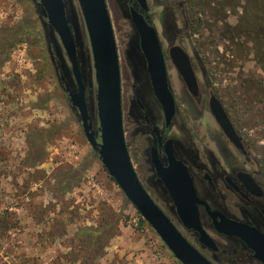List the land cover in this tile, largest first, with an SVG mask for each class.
Instances as JSON below:
<instances>
[{"label": "rangeland", "instance_id": "374dc122", "mask_svg": "<svg viewBox=\"0 0 264 264\" xmlns=\"http://www.w3.org/2000/svg\"><path fill=\"white\" fill-rule=\"evenodd\" d=\"M38 1L0 0V32L27 27L25 41L11 46L9 58L0 65V264H181L93 152L60 80L56 49L49 47L48 39L57 42L64 68L74 80L71 63L59 35L45 23ZM106 1L119 51L125 113L130 115L139 97L152 121L159 122L161 109L124 0ZM166 1L151 0L165 48L170 38L164 23L171 20ZM188 1V18L197 26L189 40L205 46L202 52L209 58L206 67L214 72L213 83L264 164V0ZM73 6L80 57L86 77L92 76L95 97L89 36L78 0ZM169 66L176 87L174 67ZM175 91L183 109L186 96L177 87ZM53 125L64 127L46 144L44 159L31 166L29 131ZM173 130L178 135L176 127ZM133 162L140 172L135 158ZM81 163L90 166L80 185L57 199L55 174ZM142 180L184 231L158 186L143 175ZM110 225L114 227L106 234L114 232L113 237L95 245L81 233L88 226ZM208 256L219 264L216 256Z\"/></svg>", "mask_w": 264, "mask_h": 264}, {"label": "water", "instance_id": "95a60500", "mask_svg": "<svg viewBox=\"0 0 264 264\" xmlns=\"http://www.w3.org/2000/svg\"><path fill=\"white\" fill-rule=\"evenodd\" d=\"M147 10L146 0H139ZM87 28L91 55L97 84L93 96V80L86 72L80 57V32L74 14L73 0H39L47 20L45 23L56 32L71 63V75L64 68L57 42L48 39L50 48L57 55L60 80L65 81V91L70 95L72 107L77 110L83 131L111 177L123 190L127 199L137 208L143 218L157 232L166 246L181 264H216L196 247L182 232L176 222L154 199L140 178L132 160L124 130L122 78L116 35L106 0H78ZM132 19L140 38L142 53L147 61L153 92L163 107L167 125L176 113V101L171 90L162 44L155 26L148 23L142 13L132 8ZM174 62L184 74L188 84L196 88L194 73L187 56L175 47L171 49ZM56 61V60H55ZM91 89V94L87 91ZM212 109L226 132L237 139L236 132L222 104L214 98ZM158 132V130L156 129ZM173 139L167 141L170 165L165 167L152 151L157 174L165 183L176 209L180 223L187 229L201 233L200 241L212 249L218 246L204 230L199 214L197 196L188 167L174 155ZM220 232L237 236L255 250L256 256L264 261V235L245 223L222 217L216 222Z\"/></svg>", "mask_w": 264, "mask_h": 264}, {"label": "flooded vegetation", "instance_id": "af4514ba", "mask_svg": "<svg viewBox=\"0 0 264 264\" xmlns=\"http://www.w3.org/2000/svg\"><path fill=\"white\" fill-rule=\"evenodd\" d=\"M146 1L147 10L143 9L139 0H124L125 8L134 28L132 8L142 13L148 23L157 29L170 87L176 101V113L171 123L167 125L165 112L156 96L154 97L161 109L159 122L152 121L145 104L139 97H135L137 106L129 116L125 113L123 105L125 135L132 160L135 158L138 162L140 168V172L136 168L138 174L141 179L143 175L155 183L167 204L175 210L176 205L165 183L158 176L152 157L155 148L161 163L168 167L170 158L167 153V141L173 139L174 155L188 167L197 196L201 200L198 207L202 226L215 240L218 248L215 250L202 243L199 231L187 229L182 225L184 235L207 257L208 254L216 256L219 264H264L246 241L220 232L216 227V222H221L222 217H225L254 227L264 235V164L255 156L246 133L235 121L233 113L224 105L212 80L214 72L206 67L209 58L205 52H202L205 46L198 40L195 42L189 40V33L195 31L194 35L197 34V26L191 25V20L188 18L191 15L189 1L168 0L167 4L164 3V8L171 10L169 16L171 20L164 23L165 32L170 38L166 48L163 46L161 32L156 24L158 15L152 12L151 0ZM175 47H179L190 62L196 81L195 89L190 87L184 74L174 62L171 49ZM139 48L142 52L140 38ZM55 60L57 64L56 55ZM145 62L149 77L146 59ZM169 63L174 67L177 85L175 86L181 90L183 96H186L182 103L183 109L174 82L171 80ZM61 82L66 85L65 81L61 80ZM66 93L70 101V95ZM88 94H91V89L87 91ZM214 98L224 107L237 139L229 136L215 115L212 109ZM175 127L179 136L174 134ZM176 217L180 221L178 215Z\"/></svg>", "mask_w": 264, "mask_h": 264}, {"label": "trees", "instance_id": "16d2710c", "mask_svg": "<svg viewBox=\"0 0 264 264\" xmlns=\"http://www.w3.org/2000/svg\"><path fill=\"white\" fill-rule=\"evenodd\" d=\"M26 29L27 27L20 26L8 28L4 34L0 32V65H3V63L9 58V50L11 46L18 42L25 41V34H27ZM12 30L14 31L12 32ZM63 127L64 126L62 125H53L47 130L36 127L29 131L28 142L33 153L31 166H36L38 162L44 159L46 155V144L57 133H59ZM89 166L90 165L87 163H81L77 167L70 166L67 169L57 172L54 176L53 185L56 198L60 199L66 196V194L72 191L75 187L79 186L89 169ZM113 227V225L105 226V228L88 226L82 230L81 233L88 237L92 245H95L98 242L102 243L105 240H110L113 237L114 232L112 234H106V232L110 231ZM104 247L105 246H103V249ZM177 264H179V262Z\"/></svg>", "mask_w": 264, "mask_h": 264}]
</instances>
